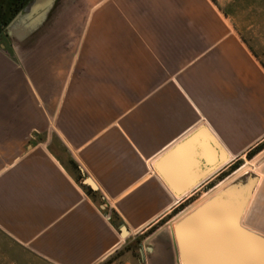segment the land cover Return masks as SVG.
Masks as SVG:
<instances>
[{
    "label": "crops",
    "instance_id": "0c3cea01",
    "mask_svg": "<svg viewBox=\"0 0 264 264\" xmlns=\"http://www.w3.org/2000/svg\"><path fill=\"white\" fill-rule=\"evenodd\" d=\"M229 17L211 0H101L76 41L66 23L21 58L0 43L1 233L45 264H99L261 143L264 70ZM199 126L228 162L175 197L177 167L164 180L155 163ZM241 225L264 237V173Z\"/></svg>",
    "mask_w": 264,
    "mask_h": 264
},
{
    "label": "water",
    "instance_id": "95a60500",
    "mask_svg": "<svg viewBox=\"0 0 264 264\" xmlns=\"http://www.w3.org/2000/svg\"><path fill=\"white\" fill-rule=\"evenodd\" d=\"M57 1L31 0L6 27L13 43L29 41L30 36L45 24ZM39 39L36 36L30 42ZM227 160L225 150L211 132L199 126L161 156L155 169L166 180L161 166L170 163L177 167L175 171L182 180L180 185L175 188L167 183L171 193L181 197L222 169ZM182 163H186L185 169H181ZM257 180L252 174L235 179L175 223V257L182 264H264V237L241 225ZM83 184L97 189L88 177L83 179ZM119 234L128 235L123 224ZM145 249L153 252L151 248Z\"/></svg>",
    "mask_w": 264,
    "mask_h": 264
},
{
    "label": "rangeland",
    "instance_id": "374dc122",
    "mask_svg": "<svg viewBox=\"0 0 264 264\" xmlns=\"http://www.w3.org/2000/svg\"><path fill=\"white\" fill-rule=\"evenodd\" d=\"M100 2L101 0H58L55 9L51 11L42 28L32 34L29 41L15 43V53L21 58V52L24 47L36 36H43L42 29L50 23L53 29L60 27V25L63 27L66 23L70 24L72 28L68 33L67 39L76 41V38H79L76 35H81L91 9ZM211 2L216 4L226 15L230 16L227 22L233 26L241 42L264 70V0H211ZM40 38V41L45 39L44 37ZM1 40L2 37H0V42ZM234 164L237 166L231 168ZM245 164H248V166L244 167L246 169L239 171ZM71 167L77 170L78 165L72 163ZM259 173H264V140L245 153L238 162L226 166L213 182L196 196L175 204L165 216L161 217L152 227L138 236L134 242L128 243L125 240L116 252L99 264H179L178 257H175L174 248L175 223L191 213L194 210L192 207L201 203L209 194L211 188L230 179L227 184L229 185L235 179L245 178L250 174L258 178ZM81 180L82 176L79 175L78 181ZM247 223V218L245 217L243 224ZM121 239L124 240L125 237H121ZM145 248H151L153 252L149 253ZM139 252L142 255V261H140ZM0 264L45 263L24 251L23 248L0 231Z\"/></svg>",
    "mask_w": 264,
    "mask_h": 264
},
{
    "label": "flooded vegetation",
    "instance_id": "af4514ba",
    "mask_svg": "<svg viewBox=\"0 0 264 264\" xmlns=\"http://www.w3.org/2000/svg\"><path fill=\"white\" fill-rule=\"evenodd\" d=\"M30 1L31 0H0V37H2L0 43L6 44L9 49H14L15 43H13V40L8 35L6 27ZM50 25L51 23L46 26Z\"/></svg>",
    "mask_w": 264,
    "mask_h": 264
},
{
    "label": "bare ground",
    "instance_id": "6f19581e",
    "mask_svg": "<svg viewBox=\"0 0 264 264\" xmlns=\"http://www.w3.org/2000/svg\"><path fill=\"white\" fill-rule=\"evenodd\" d=\"M246 165H247V164H246ZM248 168H249V167H248ZM242 171H243V169H242ZM178 263H179V264H182L181 261L179 260V258H178Z\"/></svg>",
    "mask_w": 264,
    "mask_h": 264
},
{
    "label": "trees",
    "instance_id": "16d2710c",
    "mask_svg": "<svg viewBox=\"0 0 264 264\" xmlns=\"http://www.w3.org/2000/svg\"><path fill=\"white\" fill-rule=\"evenodd\" d=\"M235 166H237V165H236V164H234V165H232L231 167H232V168H235Z\"/></svg>",
    "mask_w": 264,
    "mask_h": 264
}]
</instances>
